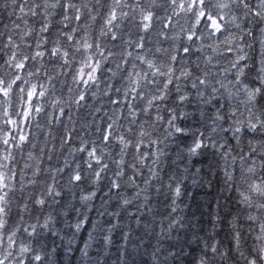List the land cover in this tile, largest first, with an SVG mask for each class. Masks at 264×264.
Listing matches in <instances>:
<instances>
[{
    "label": "snow or ice",
    "instance_id": "obj_1",
    "mask_svg": "<svg viewBox=\"0 0 264 264\" xmlns=\"http://www.w3.org/2000/svg\"><path fill=\"white\" fill-rule=\"evenodd\" d=\"M0 264H264V0H0Z\"/></svg>",
    "mask_w": 264,
    "mask_h": 264
},
{
    "label": "trees",
    "instance_id": "obj_2",
    "mask_svg": "<svg viewBox=\"0 0 264 264\" xmlns=\"http://www.w3.org/2000/svg\"><path fill=\"white\" fill-rule=\"evenodd\" d=\"M206 163V161H203ZM197 166L201 163V161H197ZM218 187V185H216ZM188 192L191 193V199L189 201V206L191 211L195 213L196 216H202L203 219L206 221L208 219L207 213L210 211V207L205 200H212L213 196L215 195V190L209 191L204 188L193 187L190 183L187 186ZM84 239L87 238V229L81 234ZM115 251V249H113ZM62 256V253H61Z\"/></svg>",
    "mask_w": 264,
    "mask_h": 264
}]
</instances>
